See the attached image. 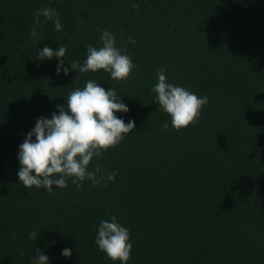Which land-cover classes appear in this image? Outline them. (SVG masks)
Here are the masks:
<instances>
[{
	"label": "trees",
	"instance_id": "obj_1",
	"mask_svg": "<svg viewBox=\"0 0 264 264\" xmlns=\"http://www.w3.org/2000/svg\"><path fill=\"white\" fill-rule=\"evenodd\" d=\"M44 7L62 29L41 16L37 40ZM104 30L135 65L125 82L67 65L83 64ZM44 46L66 47L67 76L38 59ZM160 68L208 97L198 123L172 127L151 91ZM89 79L115 89L129 108L115 115L135 121L92 162L114 182L24 187L19 145ZM113 216L131 234L127 264H264V0H0V264H32L37 248L49 264H114L95 245Z\"/></svg>",
	"mask_w": 264,
	"mask_h": 264
},
{
	"label": "clouds",
	"instance_id": "obj_2",
	"mask_svg": "<svg viewBox=\"0 0 264 264\" xmlns=\"http://www.w3.org/2000/svg\"><path fill=\"white\" fill-rule=\"evenodd\" d=\"M133 7L138 9L139 5L134 4ZM35 15L36 24L32 27L30 35L37 40L41 16L46 21H51L56 31H61L62 25L57 10L44 7ZM77 20L83 22L80 17H77ZM100 39L102 46L99 48L87 46L83 64L73 61L67 65L78 74L102 70L109 73L114 81H127L135 68L131 57L117 47L116 39L109 30H104ZM130 42L135 43L131 39ZM66 52L64 46L57 47L55 51L44 46L38 52V59L43 61L55 58L59 61L57 74L63 71L67 76L69 67L64 60ZM166 71L165 68L157 69V83L151 91L156 94L155 99L160 109L170 116L172 127L180 131L199 122L202 110L209 100L207 96L199 97L184 87L169 83ZM127 112L128 106L123 103L115 89L105 90L96 81L87 80L83 88H75L68 94L66 105L58 106V114L54 112L50 119L44 117L37 119L35 127L19 145L20 167L17 175L20 183L26 188L35 186L54 194L53 186L65 189L68 187L69 179L77 189H80L86 180L91 181L93 186L114 182L115 172L105 173L99 163L93 165L92 162L102 159V153L117 147L133 132L134 120L125 123L115 115ZM168 127V123L163 124L164 130ZM37 237L35 231L29 234V239L36 241ZM130 240L129 229L122 226L113 216L110 221L100 222L95 245L114 264L115 262L127 264L132 252ZM61 254L65 258H70L72 250L65 248ZM32 264H49V257L37 248Z\"/></svg>",
	"mask_w": 264,
	"mask_h": 264
}]
</instances>
